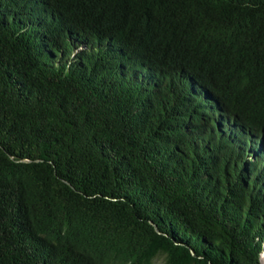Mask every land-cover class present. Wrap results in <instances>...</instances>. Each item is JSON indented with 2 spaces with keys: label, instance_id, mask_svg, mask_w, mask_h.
<instances>
[{
  "label": "trees",
  "instance_id": "obj_1",
  "mask_svg": "<svg viewBox=\"0 0 264 264\" xmlns=\"http://www.w3.org/2000/svg\"><path fill=\"white\" fill-rule=\"evenodd\" d=\"M263 244L264 0H0V264Z\"/></svg>",
  "mask_w": 264,
  "mask_h": 264
},
{
  "label": "rangeland",
  "instance_id": "obj_2",
  "mask_svg": "<svg viewBox=\"0 0 264 264\" xmlns=\"http://www.w3.org/2000/svg\"><path fill=\"white\" fill-rule=\"evenodd\" d=\"M264 245V244H263ZM163 263V260L162 258H157L156 260H154V262L152 264H162ZM260 263L261 264H264L261 259H260Z\"/></svg>",
  "mask_w": 264,
  "mask_h": 264
},
{
  "label": "bare ground",
  "instance_id": "obj_3",
  "mask_svg": "<svg viewBox=\"0 0 264 264\" xmlns=\"http://www.w3.org/2000/svg\"><path fill=\"white\" fill-rule=\"evenodd\" d=\"M260 258H261V255H260Z\"/></svg>",
  "mask_w": 264,
  "mask_h": 264
},
{
  "label": "clouds",
  "instance_id": "obj_4",
  "mask_svg": "<svg viewBox=\"0 0 264 264\" xmlns=\"http://www.w3.org/2000/svg\"><path fill=\"white\" fill-rule=\"evenodd\" d=\"M262 250H263V248H262Z\"/></svg>",
  "mask_w": 264,
  "mask_h": 264
}]
</instances>
